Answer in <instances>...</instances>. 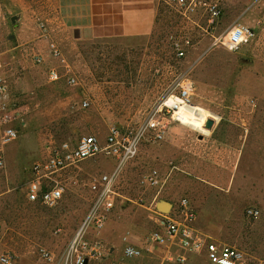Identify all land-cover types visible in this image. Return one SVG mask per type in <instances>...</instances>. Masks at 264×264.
<instances>
[{
	"label": "rangeland",
	"instance_id": "1",
	"mask_svg": "<svg viewBox=\"0 0 264 264\" xmlns=\"http://www.w3.org/2000/svg\"><path fill=\"white\" fill-rule=\"evenodd\" d=\"M200 2L190 10L159 2L154 33L144 38L83 41L59 34L48 40L41 31L46 24L38 20L36 42L21 45L15 12L5 15L0 75L8 93L0 98V136L5 106L19 139L5 148L0 171V256L11 254L16 264H74L68 251L91 214V185L116 174L114 209L102 229L91 225L85 234L103 253L89 264H175L158 248L140 260L124 258V238L147 241L172 210L163 213L158 203L175 208L182 199L195 209L201 235L235 247L246 264H264V0ZM209 3L222 9L216 31ZM236 26L248 30L239 50L214 45L215 37ZM52 42L60 58L51 55ZM51 69L69 73L77 85L66 78L51 82ZM185 83L193 86V103L219 119L211 118L208 135L173 123L163 140L144 134L138 154L121 171L98 157L60 172L57 207L28 201L31 169L52 147L90 135L104 140L112 126L139 131ZM154 172L156 186L148 181ZM187 264L210 263L202 253L190 255Z\"/></svg>",
	"mask_w": 264,
	"mask_h": 264
},
{
	"label": "built area",
	"instance_id": "2",
	"mask_svg": "<svg viewBox=\"0 0 264 264\" xmlns=\"http://www.w3.org/2000/svg\"><path fill=\"white\" fill-rule=\"evenodd\" d=\"M159 2L180 9H196L200 0H159ZM206 11L210 17L209 22L213 30H217L218 22L222 17V9L218 4L209 3ZM43 36L48 39L49 32L45 25L41 27ZM248 40V30L242 26L231 28L227 35L215 37L214 45L222 44L231 51L239 50ZM51 55L60 58L62 52L57 44L52 42L49 46ZM183 51L180 56H184ZM42 60H39L41 63ZM51 82H59L66 78L71 86L77 85L75 77L67 74L61 75L56 69L48 72ZM8 93L7 84L0 75V98ZM193 86L191 83L183 84L177 92L172 93L163 103L159 114L153 116L145 127L139 131L123 129L112 126L107 137L102 140L96 136H84L75 144L62 143L51 148L48 157L36 162L31 169V179L27 185V199L31 203H38L48 208H55L63 199V190L56 182V175L60 172L76 166L85 161L104 157L116 163V171H121L134 159L139 151L140 142L146 133H153L155 140L166 138L173 123L183 124V118L179 117L182 110L195 108L192 101ZM88 103H84L87 107ZM6 107H1V125L3 131L0 136V171L6 168L5 148L19 139V132L12 125L10 115L6 113ZM207 119L204 127L207 128ZM215 123V122H214ZM116 174H106L91 185L94 201L91 214L82 229L73 239L69 251V258L74 259V264H87L91 261L103 258V253L97 245H91L85 240V234L89 226L100 230L104 227L108 215L115 207ZM148 181L151 185L159 184L157 172L150 175ZM250 214H253L251 212ZM197 220L196 211L188 199H182L169 214L162 215L158 220L161 231L153 233L142 245L130 242L124 238L126 247L123 250L124 258L128 260L142 259L145 252H153L155 249H166L170 255L169 261L175 264H187L190 255L205 254L210 264H246L242 253L235 247L218 244L201 235L195 228ZM45 259L50 255L44 253ZM1 264H16L13 255L0 256Z\"/></svg>",
	"mask_w": 264,
	"mask_h": 264
},
{
	"label": "crops",
	"instance_id": "3",
	"mask_svg": "<svg viewBox=\"0 0 264 264\" xmlns=\"http://www.w3.org/2000/svg\"><path fill=\"white\" fill-rule=\"evenodd\" d=\"M158 7L159 0H0V23L15 12L21 45L36 42L38 20L45 22L51 38L59 34L83 41L144 38L154 33ZM144 238L131 240L142 245Z\"/></svg>",
	"mask_w": 264,
	"mask_h": 264
},
{
	"label": "bare ground",
	"instance_id": "4",
	"mask_svg": "<svg viewBox=\"0 0 264 264\" xmlns=\"http://www.w3.org/2000/svg\"><path fill=\"white\" fill-rule=\"evenodd\" d=\"M188 111L182 110L178 115L183 118V125L193 128L200 135H208L209 131L204 127L207 119H215L216 122L219 121L216 117L212 116L205 109L195 105V108L187 109Z\"/></svg>",
	"mask_w": 264,
	"mask_h": 264
},
{
	"label": "water",
	"instance_id": "5",
	"mask_svg": "<svg viewBox=\"0 0 264 264\" xmlns=\"http://www.w3.org/2000/svg\"><path fill=\"white\" fill-rule=\"evenodd\" d=\"M12 23L15 24L16 23V18L13 17L12 18ZM214 126V121L213 120H209L207 122V129H211L212 127ZM157 209L159 211H162L163 213H169L170 210L172 209V204L170 203H167V202H160L158 203L157 205ZM86 264H87V261H86Z\"/></svg>",
	"mask_w": 264,
	"mask_h": 264
}]
</instances>
